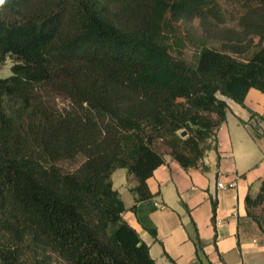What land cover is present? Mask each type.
I'll use <instances>...</instances> for the list:
<instances>
[{
  "label": "trees",
  "instance_id": "16d2710c",
  "mask_svg": "<svg viewBox=\"0 0 264 264\" xmlns=\"http://www.w3.org/2000/svg\"><path fill=\"white\" fill-rule=\"evenodd\" d=\"M8 59L0 264H157L124 213L157 237L148 179L167 161L160 145L199 166L217 148L224 97L264 92V0H3L0 71ZM80 156L74 170L59 164ZM246 201L264 230V179Z\"/></svg>",
  "mask_w": 264,
  "mask_h": 264
},
{
  "label": "crops",
  "instance_id": "0c3cea01",
  "mask_svg": "<svg viewBox=\"0 0 264 264\" xmlns=\"http://www.w3.org/2000/svg\"><path fill=\"white\" fill-rule=\"evenodd\" d=\"M224 98L229 107L217 129V148L197 167L184 168L167 158L148 179L157 205L150 214L157 237L142 227L134 212L124 213L157 264H264V230L248 213L246 201L248 194L260 191L264 179V92L251 88L245 104ZM118 179L117 185L113 178L114 186L129 208L135 200L127 173ZM233 180V189L218 186L219 181ZM197 234L203 242L199 255Z\"/></svg>",
  "mask_w": 264,
  "mask_h": 264
},
{
  "label": "rangeland",
  "instance_id": "374dc122",
  "mask_svg": "<svg viewBox=\"0 0 264 264\" xmlns=\"http://www.w3.org/2000/svg\"><path fill=\"white\" fill-rule=\"evenodd\" d=\"M190 21H188L187 23H189ZM195 23V26L197 27V29H199V25H198V21L194 22ZM176 28L179 27V29L182 31L181 33H185L183 30H184V27L186 26V24H177L175 25ZM199 31V30H198ZM258 39L256 38V41ZM193 52H194V48L188 44L186 46V49H185V56L188 60H191L192 57H193ZM11 65H12V60L11 59H8L6 61V64L4 65L3 69L0 71V76H8L10 73H11ZM160 149L161 151L165 154L166 158H171V155L169 154V150L168 148L165 146V145H160ZM81 161H83V157L80 156L78 157V159L74 160V161H71V160H67V161H60L59 164L65 169V170H74L80 163ZM126 169L125 168H118L116 171H114V180H115V183L118 185V182H119V176L120 175H126ZM128 192L127 191H123V196L124 198L128 201ZM258 212H264V204L259 206L257 209H256ZM64 264V263H62Z\"/></svg>",
  "mask_w": 264,
  "mask_h": 264
},
{
  "label": "built area",
  "instance_id": "2783aa9c",
  "mask_svg": "<svg viewBox=\"0 0 264 264\" xmlns=\"http://www.w3.org/2000/svg\"><path fill=\"white\" fill-rule=\"evenodd\" d=\"M218 186L222 189H233L237 186V181L236 180H233V181H230L229 183H224L223 181H219L218 182Z\"/></svg>",
  "mask_w": 264,
  "mask_h": 264
},
{
  "label": "water",
  "instance_id": "95a60500",
  "mask_svg": "<svg viewBox=\"0 0 264 264\" xmlns=\"http://www.w3.org/2000/svg\"><path fill=\"white\" fill-rule=\"evenodd\" d=\"M183 135H185L186 134V131H183V133H182Z\"/></svg>",
  "mask_w": 264,
  "mask_h": 264
},
{
  "label": "clouds",
  "instance_id": "9594fccd",
  "mask_svg": "<svg viewBox=\"0 0 264 264\" xmlns=\"http://www.w3.org/2000/svg\"><path fill=\"white\" fill-rule=\"evenodd\" d=\"M3 3V0H0V4H2Z\"/></svg>",
  "mask_w": 264,
  "mask_h": 264
}]
</instances>
